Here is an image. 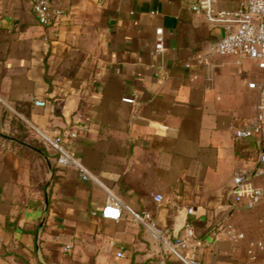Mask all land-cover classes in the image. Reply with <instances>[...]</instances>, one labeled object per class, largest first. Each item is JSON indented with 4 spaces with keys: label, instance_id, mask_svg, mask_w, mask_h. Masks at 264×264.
Returning <instances> with one entry per match:
<instances>
[{
    "label": "crops",
    "instance_id": "obj_1",
    "mask_svg": "<svg viewBox=\"0 0 264 264\" xmlns=\"http://www.w3.org/2000/svg\"><path fill=\"white\" fill-rule=\"evenodd\" d=\"M58 5L45 26L30 0H0V264H154L177 238L202 264H264V198L233 194L264 146V129L235 134L256 115L258 62L216 52L225 27L192 0ZM58 135L86 179L57 162ZM111 200L120 219L102 216Z\"/></svg>",
    "mask_w": 264,
    "mask_h": 264
},
{
    "label": "built area",
    "instance_id": "obj_2",
    "mask_svg": "<svg viewBox=\"0 0 264 264\" xmlns=\"http://www.w3.org/2000/svg\"><path fill=\"white\" fill-rule=\"evenodd\" d=\"M240 6L236 10H216L215 0H192V8L197 12H204L212 25L225 27L224 35L215 43V51L221 54H234L249 57L258 62V66L264 70V0H238ZM59 0H30L33 11L38 21L45 26L57 23L64 15V10L58 5ZM158 50L164 48L163 28H157ZM200 62L205 58L199 57ZM250 88L259 89L260 97L256 103V115L252 123L237 127L235 134L238 138L260 136L264 129V80L260 83H249ZM125 101L132 102L133 99L126 98ZM39 106H45L43 100L35 101ZM63 135L46 137V141L57 151V162L60 165L76 166L83 170V178L86 179L89 173L83 168L79 158L69 149L63 146ZM260 165L253 171L238 173L234 178L233 194L237 202L246 201L249 208L258 205L264 198V189L256 184L257 177H264V146L259 154ZM157 201H162V195H156ZM135 218L147 220L150 215L131 213ZM122 208L117 200L108 202L102 211V216L110 219H120ZM237 237L243 238L244 234L239 233ZM182 238L168 241V248L164 256L154 264H168V256L172 253L179 255L188 264H202L195 258L183 256L179 252L180 246H185ZM258 246L263 248V242ZM69 246L67 247V249ZM120 255L122 253H119Z\"/></svg>",
    "mask_w": 264,
    "mask_h": 264
}]
</instances>
